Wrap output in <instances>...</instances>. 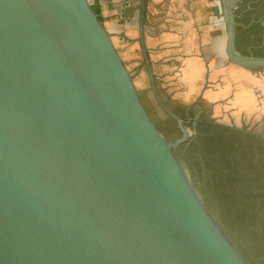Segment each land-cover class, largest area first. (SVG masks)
Here are the masks:
<instances>
[{
	"label": "water",
	"instance_id": "95a60500",
	"mask_svg": "<svg viewBox=\"0 0 264 264\" xmlns=\"http://www.w3.org/2000/svg\"><path fill=\"white\" fill-rule=\"evenodd\" d=\"M228 36L232 62L264 66ZM153 94L179 138L90 0H0V264H253L177 153L188 122Z\"/></svg>",
	"mask_w": 264,
	"mask_h": 264
},
{
	"label": "crops",
	"instance_id": "0c3cea01",
	"mask_svg": "<svg viewBox=\"0 0 264 264\" xmlns=\"http://www.w3.org/2000/svg\"><path fill=\"white\" fill-rule=\"evenodd\" d=\"M137 88L203 129L264 131V75L227 56L224 0H90ZM231 37L229 50L238 51ZM258 42L264 46L263 33ZM242 53V52H241ZM236 55V54H235ZM243 55V54H241ZM245 58H255L246 50ZM171 110V111H172ZM215 124V123H214Z\"/></svg>",
	"mask_w": 264,
	"mask_h": 264
},
{
	"label": "rangeland",
	"instance_id": "374dc122",
	"mask_svg": "<svg viewBox=\"0 0 264 264\" xmlns=\"http://www.w3.org/2000/svg\"><path fill=\"white\" fill-rule=\"evenodd\" d=\"M224 4L234 23L230 31L229 16L225 15L228 33L238 39L235 54L245 58L247 50L255 59H264V46L258 42L262 33L264 36V0H224ZM250 69L264 75V66ZM140 95L155 125L168 138H179L176 123L160 110L152 94L140 87ZM175 112L185 120L183 111ZM196 120L194 124L187 121L185 128L191 138L177 153L207 206L234 241L253 264H264V131L239 132L234 126L221 127L216 122L203 129V122Z\"/></svg>",
	"mask_w": 264,
	"mask_h": 264
},
{
	"label": "flooded vegetation",
	"instance_id": "af4514ba",
	"mask_svg": "<svg viewBox=\"0 0 264 264\" xmlns=\"http://www.w3.org/2000/svg\"><path fill=\"white\" fill-rule=\"evenodd\" d=\"M190 134V133H189ZM190 137H189V140H190V138H191V135H189ZM207 137V136H206ZM189 142V141H188Z\"/></svg>",
	"mask_w": 264,
	"mask_h": 264
}]
</instances>
